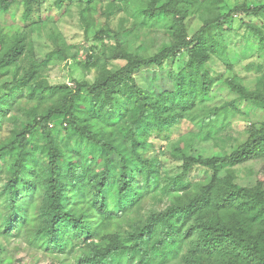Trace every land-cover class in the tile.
<instances>
[{"label":"trees","instance_id":"trees-1","mask_svg":"<svg viewBox=\"0 0 264 264\" xmlns=\"http://www.w3.org/2000/svg\"><path fill=\"white\" fill-rule=\"evenodd\" d=\"M195 2L145 0L138 24L165 27L173 38L170 45L148 56L121 50L126 63L119 69L99 74L92 83L52 86L42 78L52 55L38 61L30 50L27 27L6 21L17 5L20 23H27L39 13L40 0H0V74L16 67L12 80L4 83L7 92L0 97V121L5 120L17 91L25 90L24 96L35 102L27 112V125L0 144V172L5 168L10 175L0 195V232L23 225L37 227L38 239L56 251L65 250L74 238L97 241L89 253H78L74 264H165L185 244L191 247L193 261L206 253L220 258L222 264H264V186L220 176L226 165L264 156V90H248L215 77L210 70L226 52L225 25L232 14L261 20L260 26L242 22L264 46V4L235 6L229 14L204 18L189 36L185 20ZM56 4L63 11L66 1L56 0ZM178 54L186 59L170 79H164L163 65L173 64ZM21 63L27 66L21 68ZM145 71H151L152 78L138 80ZM159 78L162 84L156 82ZM218 94L225 97L222 105L205 111L204 106ZM49 101L44 109L37 106ZM199 108L201 114L196 112ZM253 108L262 118L254 114L245 137L235 139L222 155H182L180 172L172 176L145 155L152 138L171 137L173 126L181 121L189 130L211 137L229 123L219 119L223 112L249 117ZM53 117H61V123L52 122ZM61 131L67 135L64 144ZM74 136L84 140L85 147L79 159L68 161L66 148ZM117 137L121 141L115 143ZM112 154L120 163L115 177ZM38 155L46 156L47 165L44 196L36 212L33 197L21 203L17 199L20 179L29 188L25 173H33ZM62 158L66 173L60 169ZM194 166L208 171L204 183L188 179ZM161 183L181 193L173 194L164 209L122 230L120 222L150 187ZM109 224L114 227L111 231Z\"/></svg>","mask_w":264,"mask_h":264},{"label":"rangeland","instance_id":"rangeland-1","mask_svg":"<svg viewBox=\"0 0 264 264\" xmlns=\"http://www.w3.org/2000/svg\"><path fill=\"white\" fill-rule=\"evenodd\" d=\"M63 11L56 4V0H40L39 13L33 15L27 23H20L17 5L6 15V21L26 28L27 40L31 53L38 61H43L47 55H52L46 68L42 71L44 78L52 86H72L75 81L92 83L99 74L105 71H115L122 67L126 61L120 57L121 50L130 54L148 56L158 49L170 45L173 38L163 26H141L139 10L144 7L145 0H65ZM162 3L169 0H161ZM264 4V0H196L189 10L185 20L186 31L192 36L202 25L204 18L215 15L231 13L235 6L256 7ZM225 25L226 52L219 60L213 62L210 69L215 77L221 80H232L242 84L248 90H264V46L258 43L257 38L246 29L242 21L261 25L258 18L247 17L244 14H232ZM118 44L121 47H118ZM123 55V54H122ZM186 59L184 54H178L173 62L163 65V78L170 79V74ZM179 60V61H178ZM26 63H21V68ZM16 67L5 70L0 74V97L7 90L4 83L12 80ZM21 72V71H20ZM151 71H145L137 77L138 80H150ZM212 75V76H213ZM169 81V80H168ZM162 84L161 78L156 80ZM25 90L17 91L16 98L9 103L11 107L5 120L0 121V144L7 142L20 129L27 125V112L35 105L25 96ZM225 97L218 94L204 106V110L211 111L222 105ZM38 103L41 109L46 104ZM202 113L200 108L196 111ZM262 118L261 112L253 108L247 117L244 114L233 116L230 112H223L219 119L229 121L223 129L214 136L208 137L205 132L189 130L182 121L173 126V134L169 138H152L150 146L145 150V155L160 164L161 172L168 176L180 172L181 156L209 158L222 155L225 150H230V145L235 139H243L248 130L253 115ZM255 119V118H254ZM52 122L59 125L61 117H53ZM62 132L61 143L67 140V135ZM104 138H109L106 133ZM67 144L68 161H75L85 147V141L72 137ZM121 141L119 137L114 142ZM115 171L118 174L119 159L115 154L110 156ZM47 165L45 155H38V161L33 165V173L25 174L29 188L24 186L20 179L18 185L20 193L17 201L21 203L27 196L36 201L38 212L44 196L43 169ZM60 169L66 173L67 162L59 160ZM86 166L85 164H83ZM4 166V165H3ZM2 166V168H3ZM225 171L220 173L236 177L240 184L255 185L258 182L264 186V156L247 160L239 165H226ZM208 171L205 168L194 166L189 173L192 183H204ZM9 173L3 168L0 172V195L6 188ZM161 183L155 189L150 187L134 210L121 221V229L127 230L132 225L143 222L152 212L164 209L171 201L173 194L181 191L166 189ZM6 191V189H5ZM3 197V196H1ZM111 224L108 231L113 230ZM37 227L17 226L10 232H0V264H74L78 253H89L93 245L91 239L86 242L82 238H74L63 251H56L41 242L36 233ZM190 245L185 244L179 254L165 264H222L223 261L213 255L199 254L193 261ZM195 255V254H194Z\"/></svg>","mask_w":264,"mask_h":264}]
</instances>
